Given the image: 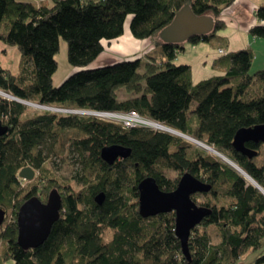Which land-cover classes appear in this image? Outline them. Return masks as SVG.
I'll use <instances>...</instances> for the list:
<instances>
[{"label": "trees", "instance_id": "trees-1", "mask_svg": "<svg viewBox=\"0 0 264 264\" xmlns=\"http://www.w3.org/2000/svg\"><path fill=\"white\" fill-rule=\"evenodd\" d=\"M236 1L56 0L49 7L0 0V42L21 54L17 75L0 63V91L24 102L0 95V120L9 127L0 139V208L12 215L0 233L6 245L0 264H237L249 251L257 255L254 264H264V193L239 170L172 133L125 128L95 116L37 112L25 104L139 113L230 157L264 189V164L233 146L238 131L264 125V86L257 97L249 93L256 81L264 84V68L253 73L254 50L222 56L217 65L226 73L200 84L193 81L191 66L175 61L186 44L218 38L216 34L228 28L223 13ZM187 6L195 16L213 18V30L184 43L161 39ZM256 13L258 24L250 35L264 40V6ZM128 21L135 39L158 41L165 60L149 55V62L138 57L92 67L106 44L125 34ZM61 40L69 44L75 71L55 87ZM68 131L81 137L72 142L69 153L77 155L83 172H88L75 176L74 185L56 176L49 165L53 155L66 151L63 134ZM114 145L130 148L132 155L112 166L103 161L101 151ZM246 146L260 155L262 145ZM29 166L37 179L24 184L18 176ZM164 170L189 173L212 186L210 193L193 197L213 214L191 234L192 260L185 258L176 236L175 212L152 218L140 214L142 180L153 177L166 192L178 187L181 178L170 180ZM54 189L63 198L59 221L42 247L27 248L19 243L20 208L34 197L47 203ZM100 193L106 196L102 205L96 202ZM221 198L229 202L219 205ZM212 226L219 229L218 244L209 234Z\"/></svg>", "mask_w": 264, "mask_h": 264}, {"label": "water", "instance_id": "water-1", "mask_svg": "<svg viewBox=\"0 0 264 264\" xmlns=\"http://www.w3.org/2000/svg\"><path fill=\"white\" fill-rule=\"evenodd\" d=\"M213 25V18L195 16L191 8L187 6L177 13L175 21L161 33L160 37L166 42L168 41L174 44L184 43L192 36L208 35L213 30ZM0 94L12 101L17 100L23 102L5 92L0 91ZM26 103L30 106H37L34 103ZM8 131V125L0 120V139L5 137ZM166 132L172 133L180 138L187 137L172 128H168ZM193 140L203 147L199 141L191 139V141ZM250 142L255 145L264 144V125L238 131L233 143L237 152L250 159H255L259 153L246 146ZM203 148H206V146ZM214 151L217 152L216 149ZM101 152L103 161L112 166L117 164V161L127 160L132 155L130 148H125L120 145L106 146ZM239 171L240 173L241 171L245 172L242 168ZM245 175H247L246 172ZM36 176V170L32 166H29L21 170L18 178L30 182L34 181L37 178ZM179 182L178 187L173 192H166L160 189L159 183H157L155 178L148 177L142 180L139 186L140 214L144 218H152L175 212L177 215L175 225L176 236L181 241L185 258L192 260L189 247L191 234L207 217L213 214L211 208L199 206L194 202L193 197L197 194L206 195V193H210L212 186L189 173L184 174ZM253 186L264 193V189L257 182ZM105 200L106 196L104 193L97 195L96 202L100 205ZM62 208L63 198L58 189L52 190L47 203L38 197L31 198L30 201L26 202L20 208L17 219L20 233L19 243L31 249L42 247L49 239L54 224L59 221L63 211ZM7 215L8 213L0 208V233L6 224Z\"/></svg>", "mask_w": 264, "mask_h": 264}, {"label": "crops", "instance_id": "crops-1", "mask_svg": "<svg viewBox=\"0 0 264 264\" xmlns=\"http://www.w3.org/2000/svg\"><path fill=\"white\" fill-rule=\"evenodd\" d=\"M18 1L35 4L37 6L46 5L53 7L56 0ZM262 6H264V0H237L230 9L223 13V19L226 21L228 29L217 33L216 37L218 38H214L211 43H206L208 44V48L205 47L207 49L200 48V50L199 47L201 43L199 45L189 43V46L186 44L184 46L185 51L178 54L177 59L175 60L176 64L191 66L193 71V81L196 84H200L201 81L209 80L216 76H223L226 73L224 67L217 65V61L221 58L219 55L220 50L225 49L229 54L244 50V48H251L254 52H257L256 54H258V56L255 54L256 58L252 67L253 73L258 70H262L264 68V55L260 56L259 53L260 50H263L264 43L262 40H257L255 37L250 35L251 29L258 24L256 11ZM232 27L235 28L232 29ZM125 30L126 32L121 38L112 41L111 44H106V50L108 49L117 54V61H114V63L122 61L123 59H129L131 57L134 58L135 55L144 58V62L151 61V57H149V55L157 57V61L165 60L164 51L162 49L160 52L158 51L159 46L157 48H153L149 40H145L147 43H145V41H139L132 36L130 29L126 28ZM202 49H205V55L203 53L204 56L200 57L198 60L196 59L194 53L199 51L201 52ZM178 60H180L181 63H178ZM20 61L21 55L18 49L14 47L11 48L0 42V63L2 67L17 75L16 70L20 65ZM100 66L101 65L98 64L94 67L92 64V67L94 68H102L104 66L111 65ZM254 67H256V69Z\"/></svg>", "mask_w": 264, "mask_h": 264}, {"label": "rangeland", "instance_id": "rangeland-1", "mask_svg": "<svg viewBox=\"0 0 264 264\" xmlns=\"http://www.w3.org/2000/svg\"><path fill=\"white\" fill-rule=\"evenodd\" d=\"M227 11V10H226ZM226 11H224V12H226ZM257 12V11H256ZM224 16V15H223ZM224 18V17H223ZM229 25H231V24H229ZM129 26H130V22L128 21V24H127V26H126V28H128L129 29ZM232 26V25H231ZM235 27H232V29H234ZM228 29V28H227ZM227 29H225V30H222V31H226ZM149 40V42L151 43V45L153 46V48H155L156 47V44H157V40H153V39H147V41ZM147 41H145V43H147ZM262 42L264 43V40H262ZM60 44H61V49H60V52H59V54H58V57H57V59H58V66H59V68H58V71H57V73L54 75V86L55 87H59V86H61L66 80H68L69 79V76L75 71V69H74V67L73 66H71L70 65V63H69V55H68V49H69V44H67L64 40H61V42H60ZM190 44H188L187 46H189ZM208 44H206V43H201V45H200V47H199V49L200 48H205V47H207L208 48V46H207ZM157 48V47H156ZM207 48H205V49H207ZM189 49L191 50V48L189 47ZM205 49H202V51L200 52H195L194 54H195V57H196V59H200V57H202V56H204L205 55V52H204V50ZM160 50H161V47H158V51L160 52ZM189 50V51H190ZM201 50V49H200ZM19 51V50H18ZM203 53H204V55H203ZM257 52H255V54H256ZM21 55V54H20ZM257 56H258V54H256ZM259 55L260 56H263L264 55V47H263V50H260V53H259ZM117 54L116 53H114L113 51H110V50H106L105 51V54L103 55V56H101V58L97 61H95L94 63H93V65H94V67L95 66H97L98 64L99 65H101L100 67H102V66H104V65H112L113 63H114V61H117ZM139 56H137V55H135L134 56V58L133 57H131V58H129L130 60H134L135 58H138ZM103 62H105V63H103ZM178 63H181L180 62V60H178ZM145 64V63H144ZM257 67V66H256ZM256 67H254L255 69H256ZM18 69L16 70V73L17 74H19V72H20V68L19 67H17ZM263 86H264V84L262 83V82H260V81H256V83H254V85L250 88V91H249V93H250V95H253L254 97H257L261 92H263V90H262V88H263ZM253 92V93H252ZM1 96H3L2 94H0ZM123 99L126 97L125 95H123V94H121L120 95ZM4 97V96H3ZM6 97V96H5ZM35 104V103H34ZM35 105H37V106H30V108L33 110V111H43V110H46V111H49L48 109H49V106L47 107V108H45V106H43V105H40V104H35ZM44 107V109L43 108H41V107ZM51 111V110H50ZM53 112H55V113H58V114H60L59 112H56V111H53ZM78 116H87V117H93V116H95V115H93L92 114V112L91 111H82ZM108 121V120H107ZM109 121H111L112 122V120H109ZM155 123H157L158 125L157 126H150V125H148V127H144V128H149V129H151V130H154V131H159L160 132V130L161 131H164L165 129H164V127H166L164 124H162L161 122H155ZM159 124H161V125H159ZM167 128V127H166ZM169 128V127H168ZM164 132H166V131H164ZM63 136H64V138H65V140H64V143H66V145H67V149H66V151H64L63 153H62V156H60V157H57V156H54L53 155V157H51L50 158V162H49V165L51 166H53V168H54V174L56 175V176H58L60 179H62V180H64V181H66V180H68L72 185H74L75 183H74V181L72 180L75 176H84V173H88V172H86L85 170H84V172H83V169H82V167L80 166V164H78V160L76 159V157H77V155H75L74 153L72 154V153H69V149H71V146H72V142L75 140V139H78V138H81L80 137V135L77 133V132H75V131H68V132H66V133H64L63 134ZM184 139H186L188 142H190L191 144H194L197 148H200V149H202V150H206L211 156H214V157H218V158H220L221 160H223V162L224 163H228V164H230L229 163V161L227 160H225V159H227V158H229L230 160H231V158L230 157H228V156H225V155H223L222 153H220V152H218L217 150V152H213L212 150L214 149L213 147H211V146H209L208 144H206L205 142L203 143V142H200V144L201 145H205L206 147H208L209 148V150H208V148L206 149V148H203V147H201L200 145H198L194 140L193 141H191V139H195L194 137L192 138V137H190V136H187V137H184ZM196 140V139H195ZM260 145H262V148H261V153H260V155H259V157L258 158H256V163L257 164H261V165H263L264 164V144H260ZM204 146V147H205ZM59 148H60V146H59ZM58 148V149H59ZM213 148V149H212ZM211 150V151H210ZM215 150V149H214ZM60 152V151H59ZM221 156V157H220ZM224 159H223V158ZM232 161V160H231ZM231 165V164H230ZM165 171V175H166V177L168 178V179H170V180H173V179H176V178H182L183 176H180V173L179 172H176V171H170V170H164ZM37 177V176H36ZM37 179V178H36ZM35 179V180H36ZM34 180V181H35ZM30 182H32V181H30ZM247 182L250 184L251 182L250 181H248L247 180ZM23 183L24 184H27L28 183V181H24L23 180ZM225 198V197H224ZM224 198H221L223 201H221V202H219V205H222V204H226V203H228L229 202V200H227V199H225V201L226 202H224ZM12 218V215H11V213L9 212L8 213V215H7V219H6V224L10 221V219ZM216 220H219V216L216 218ZM5 226V225H4ZM209 234L211 235V237H212V241H213V243L214 244H218V243H220V241H221V237H220V235H219V229H218V227L217 226H212L211 228H210V230H209ZM110 238V235L109 236H107V239H109ZM5 247H6V245H4V242L2 241V240H0V261H1V259L4 257L3 255H2V253H3V251H4V249H5ZM256 257H257V255L256 254H254V252H251V251H249V252H247V253H245L244 255H243V258L237 263V264H254V261H255V259H256ZM5 264H14V262L11 260V261H9V262H6Z\"/></svg>", "mask_w": 264, "mask_h": 264}, {"label": "built area", "instance_id": "built-area-1", "mask_svg": "<svg viewBox=\"0 0 264 264\" xmlns=\"http://www.w3.org/2000/svg\"><path fill=\"white\" fill-rule=\"evenodd\" d=\"M227 50L222 49L219 51V55L225 56L227 55ZM41 108L44 109V107L42 106ZM47 108V107H45ZM48 110L51 111H56L59 113H66V114H75V115H79L82 111H77V110H65V109H57V108H53V107H49ZM93 115H95V117L101 119V120H112L113 123H118L122 126H124L125 128H137V127H148V125L152 126H157L158 124L155 123L154 121L151 120H147L146 118L142 117L139 113L136 112H129L126 114H122V113H110V112H96L93 111L92 112ZM160 125V124H159Z\"/></svg>", "mask_w": 264, "mask_h": 264}, {"label": "bare ground", "instance_id": "bare-ground-1", "mask_svg": "<svg viewBox=\"0 0 264 264\" xmlns=\"http://www.w3.org/2000/svg\"><path fill=\"white\" fill-rule=\"evenodd\" d=\"M161 125V124H160ZM164 129H165V131L166 130H168V128H166V127H164ZM203 146V145H202ZM205 146V145H204ZM203 146V147H204ZM207 148V147H206ZM213 149V148H212ZM209 150V149H208ZM211 151V150H210ZM214 153H215V151L214 150H212ZM221 157V156H220ZM223 158V157H222ZM224 159V158H223ZM226 161L228 160L229 161V163L234 167V168H237V166L234 164V162L233 161H231L229 158H227V159H225ZM237 169H241V168H237ZM241 173L245 176V179H247L248 181H250L252 184H255L256 182L251 178V177H249L248 175H245V172H243V171H241Z\"/></svg>", "mask_w": 264, "mask_h": 264}]
</instances>
